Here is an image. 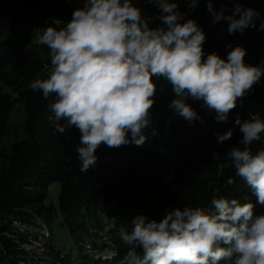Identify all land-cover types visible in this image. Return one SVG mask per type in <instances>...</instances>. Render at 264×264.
Returning <instances> with one entry per match:
<instances>
[{
  "label": "clouds",
  "instance_id": "9594fccd",
  "mask_svg": "<svg viewBox=\"0 0 264 264\" xmlns=\"http://www.w3.org/2000/svg\"><path fill=\"white\" fill-rule=\"evenodd\" d=\"M80 2L70 20L56 21L60 27L40 29L38 43L49 49L50 66L28 88L45 99L52 97L48 119L56 132H79L81 173L96 164L101 145L141 147L158 134L152 110L160 81L167 82L173 97L167 108L194 126L203 120L187 101L202 102L216 122L226 123L238 102L242 105L264 77V67L245 62L247 50L242 46L227 45L226 58L206 53L205 32L186 18L177 0ZM203 2L212 25L225 22L229 35L264 31L261 13L244 6L249 0ZM215 2L221 4L219 10ZM138 3L157 10L155 27ZM234 125L214 135L223 145L238 126L242 138L237 144L242 147H232L227 159L255 202L228 199L217 189L210 207L169 208L159 221L137 214L128 230L119 232L127 264H264V213L255 211L256 205L264 207V149L252 150L262 140L264 119L241 120L237 115ZM233 183L229 178L227 184Z\"/></svg>",
  "mask_w": 264,
  "mask_h": 264
},
{
  "label": "trees",
  "instance_id": "16d2710c",
  "mask_svg": "<svg viewBox=\"0 0 264 264\" xmlns=\"http://www.w3.org/2000/svg\"><path fill=\"white\" fill-rule=\"evenodd\" d=\"M177 2L186 18L194 19L205 32L206 53L226 58L227 45H239L247 50V64L264 67V31L248 29L243 35L227 33L224 38L220 31L227 24L212 25L203 0ZM80 6V0H0V264L32 260L17 251L8 235L21 244L35 240L45 244L49 253L45 259L57 264H70L72 253L79 255L84 245L104 244L106 238L118 253L115 260L125 261L127 248L119 232L129 228L137 214L159 221L169 208L210 207L217 189L228 199L255 202L227 159L232 147H242L237 144L242 138L238 126L223 145L217 144L214 134L233 128L237 115L241 120L264 119V77L242 105L238 102L226 123L216 122L202 102L187 101L203 120L194 126L167 108L173 97L167 82L160 81L152 110L158 134L141 147L101 145L96 164L85 173L79 171V132H56L48 119L52 97L45 99L28 85L43 78L50 66L49 49L38 43L40 29L60 27L56 21L67 22ZM137 6L144 9L150 26L159 23L154 7ZM244 6L264 18V0H249ZM213 7L219 10L221 4L215 2ZM15 110L22 119L17 126L11 122ZM257 149H264V134L252 145L253 152ZM213 151L219 155L214 157ZM229 178L234 181L231 185ZM54 183L58 184L57 205L46 204ZM255 211L264 213V207L256 205Z\"/></svg>",
  "mask_w": 264,
  "mask_h": 264
},
{
  "label": "rangeland",
  "instance_id": "374dc122",
  "mask_svg": "<svg viewBox=\"0 0 264 264\" xmlns=\"http://www.w3.org/2000/svg\"><path fill=\"white\" fill-rule=\"evenodd\" d=\"M33 31V30H32ZM220 34L225 38L227 36V31H220ZM21 113L20 111H14L11 116V122L16 126L21 123ZM149 130V129H148ZM147 130V131H148ZM57 196H58V184L54 183L49 187V192L45 199L46 204L52 203L53 205H57ZM128 230L127 227H125ZM11 238L12 243L17 251L22 252L21 254L27 256L28 258H32V260H28L27 263H23L18 261V263L14 264H57L56 262L46 260L45 258L49 254L47 249L45 248V244H41L39 241H26L25 244H21L17 239ZM13 238V239H12ZM97 240V239H95ZM93 240V241H95ZM104 244L101 242H97L95 246L84 245L83 249L80 251V254L72 253L73 256L70 258V264H127L126 261H118L115 260L117 257L115 253V246L107 241L105 238ZM27 258V259H28Z\"/></svg>",
  "mask_w": 264,
  "mask_h": 264
}]
</instances>
